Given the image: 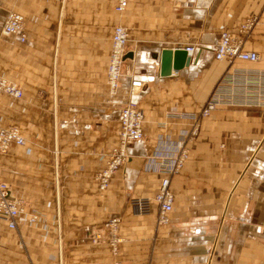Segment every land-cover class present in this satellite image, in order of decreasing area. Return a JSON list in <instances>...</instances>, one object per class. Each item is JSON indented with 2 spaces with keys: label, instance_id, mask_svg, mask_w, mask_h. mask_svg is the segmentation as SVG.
I'll use <instances>...</instances> for the list:
<instances>
[{
  "label": "crops",
  "instance_id": "crops-1",
  "mask_svg": "<svg viewBox=\"0 0 264 264\" xmlns=\"http://www.w3.org/2000/svg\"><path fill=\"white\" fill-rule=\"evenodd\" d=\"M117 2L0 0V76L24 92L0 91V128L18 126L28 140L0 154V181L41 216L33 223L22 216L17 230L0 216V264H264V104L237 98L203 119L190 160L172 179L169 224L158 225L156 212L137 215L130 204L160 188L164 175L145 164L161 132L179 131L160 127L168 113L199 111L232 73L264 76V0H129L123 14ZM10 11L25 16V43L2 32ZM253 16L245 48L259 61L216 60L221 32L239 34ZM117 24L129 30L126 68L145 84L134 98L145 112V138L130 146L132 158L102 191L96 175L131 98L130 76L117 94L107 82ZM189 44L198 46L191 64L161 75L163 49ZM115 215L122 219L117 254L89 237Z\"/></svg>",
  "mask_w": 264,
  "mask_h": 264
},
{
  "label": "built area",
  "instance_id": "built-area-1",
  "mask_svg": "<svg viewBox=\"0 0 264 264\" xmlns=\"http://www.w3.org/2000/svg\"><path fill=\"white\" fill-rule=\"evenodd\" d=\"M184 1V0H179ZM129 0H118L115 11L123 14L128 8ZM258 19L253 16L247 19L239 27V34L230 30L221 32L218 42L213 47L216 60H228L234 63L236 60L258 62L260 55L255 50L245 48L246 35L257 25ZM5 35H15L22 43L27 41L25 31V16L18 11H10L5 19L3 29ZM129 42V30L125 25L117 24L112 36L108 67L107 82L112 94L120 90L123 79L130 76L129 87L130 100L124 104L120 111L119 140L109 154L108 161L100 170L96 179L99 188L106 191L111 184L115 173L132 158L129 148L137 141L145 138L144 110L134 99L144 88V80L133 74L126 68V53ZM189 55L197 52V44H189L183 47ZM257 75V76H255ZM231 84L226 88H217L199 111L184 112L175 111L167 114V119L160 122V127L169 128L171 125L179 128L177 133L165 130L159 134L155 150L146 156L145 169L149 172H157L164 175L160 188L153 196L133 198L131 207L137 215H150L156 212L158 225H166L171 221V213L175 207V193L171 188L172 179L178 175L191 158V144L198 138L203 119L209 117L221 106L234 105L237 98H243L247 105L264 104V76L251 71H239L230 74ZM0 91L13 98H22L23 89L15 82L0 76ZM13 144L27 146L28 140L21 133L18 126L0 128V154L8 153ZM31 149L28 148V151ZM26 202L15 197L11 185L7 181H0V216L7 220L10 230L19 228V220L28 214L30 222L40 219L38 212H27ZM122 219L120 216L109 218L101 227H93L89 231V237L93 243H108L112 251L117 254L119 244L122 242L120 235Z\"/></svg>",
  "mask_w": 264,
  "mask_h": 264
},
{
  "label": "water",
  "instance_id": "water-1",
  "mask_svg": "<svg viewBox=\"0 0 264 264\" xmlns=\"http://www.w3.org/2000/svg\"><path fill=\"white\" fill-rule=\"evenodd\" d=\"M133 54H127V57H132ZM192 57L188 55L187 51L182 48L170 49L165 48L161 53V75L169 76L173 71H179L185 66L191 64Z\"/></svg>",
  "mask_w": 264,
  "mask_h": 264
},
{
  "label": "rangeland",
  "instance_id": "rangeland-1",
  "mask_svg": "<svg viewBox=\"0 0 264 264\" xmlns=\"http://www.w3.org/2000/svg\"><path fill=\"white\" fill-rule=\"evenodd\" d=\"M153 196V195H152Z\"/></svg>",
  "mask_w": 264,
  "mask_h": 264
}]
</instances>
